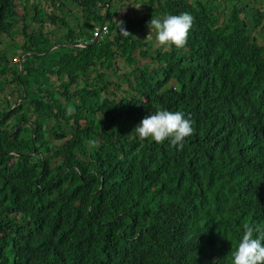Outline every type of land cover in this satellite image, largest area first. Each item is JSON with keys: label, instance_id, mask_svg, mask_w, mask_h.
<instances>
[{"label": "trees", "instance_id": "trees-1", "mask_svg": "<svg viewBox=\"0 0 264 264\" xmlns=\"http://www.w3.org/2000/svg\"><path fill=\"white\" fill-rule=\"evenodd\" d=\"M28 1L0 0V264H231L243 226L264 229V0H134L119 19L120 0ZM183 12L184 49H152L151 17ZM158 109L191 119L181 150L135 138Z\"/></svg>", "mask_w": 264, "mask_h": 264}, {"label": "clouds", "instance_id": "clouds-1", "mask_svg": "<svg viewBox=\"0 0 264 264\" xmlns=\"http://www.w3.org/2000/svg\"><path fill=\"white\" fill-rule=\"evenodd\" d=\"M193 24L194 17L190 13L183 12L168 14L162 18L151 17L147 27L154 31L158 47L182 50L187 43ZM118 27L122 35H130L123 26V21H118ZM74 45L77 46V43ZM12 64L15 65L13 62ZM133 129L135 138L140 141L150 139L157 144H162L167 140L177 150L183 148L185 139L194 132L191 119L185 118L182 111L164 109H158L154 114L146 115ZM89 143L96 145L95 140ZM262 242H264V229L246 223L236 250L232 253L231 264H264V243Z\"/></svg>", "mask_w": 264, "mask_h": 264}, {"label": "rangeland", "instance_id": "rangeland-1", "mask_svg": "<svg viewBox=\"0 0 264 264\" xmlns=\"http://www.w3.org/2000/svg\"><path fill=\"white\" fill-rule=\"evenodd\" d=\"M32 2H35V0H29L26 4H25V8H29V6L31 5ZM40 6H42L45 10H49V11H54L53 7L49 4L48 0H41L39 1L38 3ZM66 6L69 8V11L71 12L70 16L67 18V21L69 23V26L71 24H73V21H74V16L72 15V13H76L77 16V19H79L80 21H82V13H79L78 9L74 8L72 4H70L69 2H65ZM116 5H117V9H116V18H120L124 13H128L130 16H132L133 18H136V17H140L141 16V12H143V7L142 5H139L138 1H134V0H120L118 2H116ZM219 7H221L223 13H226L229 8H230V5L227 4V3H220L219 4ZM17 11H22L23 12V7L21 6V9H20V6L18 7ZM28 11V10H27ZM29 12V11H28ZM44 25H47L48 28H53L57 34V36L60 34L61 32V29L57 26H53L52 24H49V21H47L46 19L44 20ZM21 26H22V22L21 21H18L16 24H15V27L21 29ZM37 26H35V23H32L31 25H29V30L30 29H36ZM75 27V30L77 29L76 26ZM65 30V29H63ZM13 31H15L13 29ZM145 33V39L146 40H150V44H151V47L152 49H155V48H158V46L156 45V42H155V33L154 31H151V30H146L144 31ZM253 36H255V33L254 31L252 32ZM261 34L264 35V22H263V28L261 30ZM151 35H153V37H151ZM4 38H6L9 43H10V46H9V52H12V51H16L18 49H15L14 50V46L15 45H19L21 44L23 41V38H22V35L15 31V33H13L11 36H6V35H2ZM8 47V45H6ZM3 47V45H2ZM162 49H166V48H163L161 47ZM135 58H137V63L136 65L138 66H141V64L143 63H146L148 62V58L146 57H138L136 54H135ZM11 60V62L13 61L12 59H9ZM115 73L116 75H113L112 73H108V78L110 81L112 82H115L117 84H119L120 86H122V84L124 83V81L122 80V76H123V73L128 71L131 66L125 64L124 62L121 61V59H118L116 62H115ZM54 82L57 83V81L54 80ZM11 87V86H9ZM13 88V86L11 87ZM6 89H4V91H6ZM6 98L8 100H13L14 98V94L10 95V96H6ZM51 140L53 139L50 138ZM10 251L7 252V255L9 256L10 255Z\"/></svg>", "mask_w": 264, "mask_h": 264}, {"label": "built area", "instance_id": "built-area-1", "mask_svg": "<svg viewBox=\"0 0 264 264\" xmlns=\"http://www.w3.org/2000/svg\"><path fill=\"white\" fill-rule=\"evenodd\" d=\"M107 32V27L105 24H100L97 26H94L92 32H91V37L88 40H81L77 43V46H84L86 42H93L95 39L101 38L105 33ZM14 64L17 63L19 64L20 59H13L12 61Z\"/></svg>", "mask_w": 264, "mask_h": 264}, {"label": "water", "instance_id": "water-1", "mask_svg": "<svg viewBox=\"0 0 264 264\" xmlns=\"http://www.w3.org/2000/svg\"><path fill=\"white\" fill-rule=\"evenodd\" d=\"M55 46H60V45H55ZM61 46L73 47V46H75V45H61ZM52 48H54V47L51 46V47L49 48V50L52 49ZM16 155H17V154H16Z\"/></svg>", "mask_w": 264, "mask_h": 264}]
</instances>
